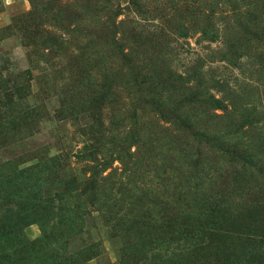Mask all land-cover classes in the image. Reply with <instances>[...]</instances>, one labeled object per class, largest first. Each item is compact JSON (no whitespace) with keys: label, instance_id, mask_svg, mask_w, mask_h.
Wrapping results in <instances>:
<instances>
[{"label":"rangeland","instance_id":"374dc122","mask_svg":"<svg viewBox=\"0 0 264 264\" xmlns=\"http://www.w3.org/2000/svg\"><path fill=\"white\" fill-rule=\"evenodd\" d=\"M0 264H264V0H0Z\"/></svg>","mask_w":264,"mask_h":264}]
</instances>
